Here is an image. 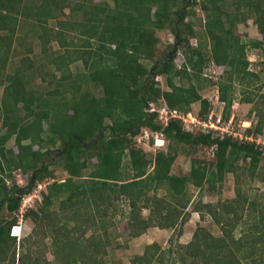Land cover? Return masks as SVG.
Listing matches in <instances>:
<instances>
[{
	"label": "trees",
	"instance_id": "16d2710c",
	"mask_svg": "<svg viewBox=\"0 0 264 264\" xmlns=\"http://www.w3.org/2000/svg\"><path fill=\"white\" fill-rule=\"evenodd\" d=\"M26 1L0 0V264H85L96 260L106 254L108 243L107 239L96 238V224L106 227V213L116 200H123L129 207L126 225L132 236L142 234L149 226L181 227L188 220L184 211L192 203L189 185L215 188L227 172L235 173L240 168V162L251 170L264 162V150L255 140L187 131L178 120L164 126L156 112L146 111L150 103H165L187 112L199 102L196 115L206 117L212 101L201 95L200 85L192 80L201 78L210 62L225 67L212 80L223 102V118L229 117L237 98L236 83L241 87L238 100L252 103L250 112L257 117L245 134L261 135L264 101L257 105V93L248 91L259 81V74L249 68L246 50L264 47V0H112V4L93 0ZM196 4L205 17L201 35L191 22ZM65 7L70 12L82 10L86 16L81 20L69 16L63 19ZM20 16L35 19L40 25L51 18L57 20L53 39L63 52L55 60L61 74L53 88L32 87L22 67L26 64L23 58L12 74L5 72ZM248 19L256 26V39L244 40L236 32L237 24ZM177 22L183 25L181 32ZM164 26L175 33L178 46L168 43L159 56L155 30ZM71 30L85 36L80 45L72 47L73 41H66ZM189 36L197 38L195 46L189 43ZM39 37L45 39L43 34ZM178 49L184 53L180 65L175 64ZM76 60L82 61L84 70L73 73L69 65ZM29 64L33 66L31 60ZM41 66L35 70L41 72ZM153 73L154 77L164 76L168 89H162L157 79H149ZM181 77L189 81L187 85L175 80ZM88 84L100 86L101 95L92 93ZM143 127L162 130L170 148L156 149L148 157L133 139ZM11 138L15 149L6 147ZM58 145L60 155L48 161V154ZM214 145L213 155L207 156L206 149ZM179 148L191 155L187 174L171 172ZM200 148L208 161L192 156L193 149ZM93 159L95 162H91ZM54 164L66 171L63 180L53 177L50 166ZM15 171L29 175L31 186L45 178L53 179L46 183L41 203L25 212L33 226L20 239L10 230L17 222L21 196L30 188L24 190L13 181ZM8 179L13 181L11 185ZM158 189L166 193L159 195ZM222 204L223 216L218 208ZM260 204L258 198L243 195L240 189L236 197L224 203H204L206 212L220 224V235L198 225L187 243H171L165 248L146 244L143 253L132 256L130 263L264 264V207ZM143 208L148 209L147 217L142 216ZM238 208L243 209L245 217ZM193 210L203 212L198 205ZM239 220L244 228L235 236L233 224ZM89 229L91 233L85 236ZM181 233L179 229L178 235ZM48 251L52 259H48Z\"/></svg>",
	"mask_w": 264,
	"mask_h": 264
},
{
	"label": "rangeland",
	"instance_id": "374dc122",
	"mask_svg": "<svg viewBox=\"0 0 264 264\" xmlns=\"http://www.w3.org/2000/svg\"><path fill=\"white\" fill-rule=\"evenodd\" d=\"M69 1L73 2L74 0ZM104 1L112 4V0H93L95 3H102ZM197 1L199 2L200 0ZM26 2L36 4L39 2V0H27ZM154 8L155 6H153V9ZM176 8L177 7H174L172 9ZM192 10L194 11V17L191 18V22L194 25L195 31L201 35L204 29V12L200 9L198 4L194 5ZM64 12L65 15L61 17L63 19L69 16L68 18L81 20L86 16L82 10L70 12V9L67 7H65ZM185 21H189V18H186ZM175 25L180 27V32L183 30V25L180 22H177ZM57 27V20L54 18H51L46 23L40 25L35 21V19L24 18L20 16L17 20L16 31L12 36L10 46L11 55L5 68V72L12 74L15 71V68L20 65V59L23 58L26 64L22 65V67L24 70L26 69L25 73L27 75V79L30 78L32 87H37L42 90L53 88L55 86L56 80L61 74V71L56 68L55 60H57L58 54L63 52V47L60 46L57 40L53 39V33L57 30ZM236 32L244 40L256 39L259 37L256 26L253 24L251 19H248L246 23L237 24ZM1 33H7V31H1ZM39 34H43L45 39L40 38ZM155 34L159 37L158 55L160 56L163 51L162 49L168 43L175 42V33H173L168 27L164 26L161 29H156ZM65 38L68 42L73 41L75 45L72 47H75L80 45L85 36L81 35L77 30H71L68 32V34H66ZM196 41V37L189 36V43L191 45L195 46ZM176 43L178 46V42ZM204 51L207 52L208 48L206 47ZM183 54V50L178 49L175 55L176 65H180L183 62ZM246 54L250 61L249 68L259 74V81L252 85L248 91L257 93L254 103L259 101L262 102L264 101L262 98V95H264V47H247ZM30 60L33 62V66L29 64ZM40 64H43L44 66H41V72H37L35 68L39 67ZM69 67L73 73H78L84 70V65L81 60L72 62ZM224 69L225 67L223 66H217L209 62V64L204 66L203 69L205 76L203 75L204 77L201 76V78H194L192 80L195 85H200V93L202 96L210 98L215 94V82L212 80L216 79L219 74H222ZM40 73L43 75L40 76ZM154 79H157L160 82L162 89H168L164 76H157L154 77ZM175 80L183 85H187L189 82L183 77L179 79L177 78ZM88 87L96 96L101 95L102 90L100 86L88 84ZM2 90L3 85H0V94L2 93ZM234 90L237 98L234 100L229 114L233 117L231 124L235 130V133L242 132L244 134L248 127L254 126L257 117L254 111L250 112V109L254 107L252 103L240 102L238 100L241 93V87L236 83H234ZM256 104L260 105L258 103ZM199 108V102H194L191 105V110L195 115L199 111ZM231 130L232 128L230 131ZM261 131V135H259L260 138H258L259 140L257 141H259L258 144L264 150V125L262 126ZM0 132H3L1 127ZM253 138L257 139V136L253 134ZM137 145L142 147L143 151L148 154V157H151L156 149L167 151L170 148L168 147L169 142L167 139H165V144L163 146H159V148L151 146L150 142L144 143V141L137 143ZM175 146L176 145L171 142V147L174 148ZM6 147H13L14 149L16 148L14 146L13 138L8 140ZM184 147L186 148L189 146L185 145ZM34 148H37V146L35 145ZM190 148L193 147L190 146ZM54 149L55 150L48 154V161L53 162L60 155L57 151V149H60V145L55 146ZM193 152L194 153L192 156H197L205 161H208L207 156L203 153L201 148L198 150L193 149ZM190 158L191 155L183 153L180 149L174 163L172 164L171 172L175 174H187L190 167ZM91 162H95V159H93V161L91 160ZM126 162H128L127 157L124 158V163ZM239 165L241 166L240 168H236L235 173L227 172L221 182H216L215 188H209L207 185H204L201 188L194 185H189L188 189L192 198V203L188 205L184 211L185 215L188 216V220L183 225H181V227L160 228L158 226H149L142 234L138 236H132L130 229L126 225V216L128 214L129 207L123 200H116L113 206L108 208L106 213V227H102V225L99 226V222L96 224V234L98 235L96 238L99 241H104L106 239L108 240V243L105 242L106 254L99 255L96 260L90 259L85 264H131L130 260L132 256L142 254L146 244H158L161 248H165L171 243H187L191 239L193 231L198 225L206 227L214 235H220V224L217 223L214 218L206 212V209L203 207V205L204 203L208 202L214 204L224 203L228 199L236 197L237 189H240L243 195L248 194L250 197L258 198L259 202L261 203L259 207L263 208L264 162H261L255 170L248 168L246 163L243 164L240 162ZM243 165H246L245 168H242ZM50 168L53 171V177L55 179L63 180L67 176L66 171L60 164H54L50 166ZM52 180V177L45 178L43 181H37L33 186H29V175H24L20 171H15L13 173L14 182H16L19 186L24 187V190L30 188L29 192L22 194L20 206L16 213L17 222L14 226H16L15 229L18 233V235L15 236L17 239L24 237L30 232L33 224L29 218L24 216V214L28 209H35L41 203L42 192L46 189V183ZM13 181L8 179L7 184L11 185ZM157 193L159 195H164L166 192L164 189H158ZM17 195L19 196L20 193ZM29 195L30 199H28ZM35 195H39L40 198L38 199V197ZM23 198L28 200H24ZM23 203L25 204L23 205ZM197 205L203 209V212L200 214L193 210ZM222 206L223 204L218 206L221 211ZM141 212L143 217H147V208H143ZM238 213L242 215V217H245L246 215L243 209L240 208H238ZM223 215L224 212L222 211V216ZM230 217L232 219L234 218V215L230 214ZM233 226V233L235 236H238L241 228H244V225L239 220L237 223L233 224ZM179 229H181L182 232L180 235H178ZM91 231L92 229L87 230L85 236H88ZM105 234L107 235V238ZM171 237L172 241L170 239ZM46 254L48 259H52L53 256L49 251ZM84 260H87V258Z\"/></svg>",
	"mask_w": 264,
	"mask_h": 264
},
{
	"label": "built area",
	"instance_id": "2783aa9c",
	"mask_svg": "<svg viewBox=\"0 0 264 264\" xmlns=\"http://www.w3.org/2000/svg\"><path fill=\"white\" fill-rule=\"evenodd\" d=\"M215 94L211 96L209 99L213 103V107L209 109L208 114L206 117H198L197 115L193 114L192 111L182 112L177 108H171L165 103H160L158 105L154 103H150V105L146 108V111L156 112L158 120L165 126L169 123L170 120H178L183 129L187 131H203V132H212L213 134H217L220 137H223L225 134H230L233 137H238L244 140H255L259 143L258 138H253L252 135H246L242 132L235 133V130L232 126L233 117L229 115L227 119L223 118V102L220 100L219 97V90L218 87L215 86ZM213 99V100H212ZM230 126V128H229ZM232 130L230 131V129ZM135 143L150 142L151 146H155L159 148V146H163L165 144V137L162 130H154L148 128H141L139 132L133 136ZM216 146H211L206 149L207 156H212L214 149ZM40 198L39 195H35ZM24 199V198H23ZM30 199V195L28 197ZM24 199V200H28ZM25 203H23L24 205ZM16 226H12V233L14 232Z\"/></svg>",
	"mask_w": 264,
	"mask_h": 264
},
{
	"label": "water",
	"instance_id": "95a60500",
	"mask_svg": "<svg viewBox=\"0 0 264 264\" xmlns=\"http://www.w3.org/2000/svg\"><path fill=\"white\" fill-rule=\"evenodd\" d=\"M174 46L177 47V43H175ZM166 58H167V57H166ZM166 58H165V59H166ZM154 76H155V74L153 73V74L151 75V77H149V79H154ZM32 180H33V179H32ZM32 180L30 181L29 186L31 185Z\"/></svg>",
	"mask_w": 264,
	"mask_h": 264
},
{
	"label": "clouds",
	"instance_id": "9594fccd",
	"mask_svg": "<svg viewBox=\"0 0 264 264\" xmlns=\"http://www.w3.org/2000/svg\"><path fill=\"white\" fill-rule=\"evenodd\" d=\"M14 226V225H13ZM10 232H11V235H13V236H17L18 235V233L14 230V232L12 233V227H11V230H10Z\"/></svg>",
	"mask_w": 264,
	"mask_h": 264
}]
</instances>
